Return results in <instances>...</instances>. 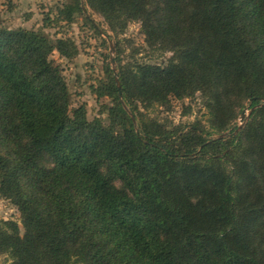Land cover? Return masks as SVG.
<instances>
[{"label": "trees", "instance_id": "1", "mask_svg": "<svg viewBox=\"0 0 264 264\" xmlns=\"http://www.w3.org/2000/svg\"><path fill=\"white\" fill-rule=\"evenodd\" d=\"M86 2L113 31L139 21L173 55L120 69L121 97L108 69L96 89L112 98L104 124L70 107L49 59L72 58V41L0 23V195L23 228L0 222V251L10 264H264V0ZM77 11L70 0L58 15ZM196 91L209 129L167 131L137 107ZM246 100L244 126L210 137Z\"/></svg>", "mask_w": 264, "mask_h": 264}, {"label": "rangeland", "instance_id": "2", "mask_svg": "<svg viewBox=\"0 0 264 264\" xmlns=\"http://www.w3.org/2000/svg\"><path fill=\"white\" fill-rule=\"evenodd\" d=\"M68 2L70 0H1L0 23L2 27L8 29L23 27L41 30L54 41L58 38L72 41L77 48V53L72 58H66L54 50L49 55V59L58 64L62 70L69 91L70 107L83 105L89 120L99 118L107 124L106 107L112 104V98L107 95L100 96L96 89L106 81L108 69L112 70L114 67L118 74L120 69L137 64L164 66L173 52L159 45H150L141 23L137 20L129 21L125 28L113 31L104 16L92 9L86 0H80L82 11L75 12L71 19L63 15L59 16V9ZM87 15L96 29L86 21ZM110 42L114 46L113 51ZM111 56L114 57L113 64L110 61ZM168 99L165 104L139 103L137 107L148 120L157 121L167 131L193 125L209 129L211 116L207 106L208 97L204 92L196 91L182 99L173 96ZM259 103L263 105L264 102ZM250 109V103L244 101L243 107L240 111L237 109L236 118L228 129L221 132L227 133L223 137H227L231 131L236 133L244 126L251 113ZM243 110L246 111L242 117ZM221 133H214L210 137L223 138L218 137ZM1 147L0 149L4 151L8 149L5 148L4 143ZM244 197L243 195L240 201ZM2 221H14L20 233L23 232L17 206L0 195V222ZM11 260L8 254L0 251V264H10Z\"/></svg>", "mask_w": 264, "mask_h": 264}, {"label": "water", "instance_id": "3", "mask_svg": "<svg viewBox=\"0 0 264 264\" xmlns=\"http://www.w3.org/2000/svg\"><path fill=\"white\" fill-rule=\"evenodd\" d=\"M110 47H111V51H113V50H114V46L112 45L111 42H110ZM110 61H111L112 64L114 63V57H113V56L110 57ZM112 71H113V74H114V79H115V82H116V87H117V89H118L119 97H121L122 93H121V89H120V82H119V79H118V74H117V72H116V70H115L114 67H112ZM261 101L264 102V98H261ZM261 105H262V103H258V104H256L254 107H259V106H261ZM123 107H124V109L128 112V114L130 115V117H131L133 123L136 124V121H135L134 115L130 112V110L127 108V106H126L125 104L123 105ZM254 107H252V108L250 109V111H251ZM245 111H246V110H243V111H242V117L245 115ZM249 113H250V112H249ZM226 134H227V133H221L220 135H218V137H223V136H225Z\"/></svg>", "mask_w": 264, "mask_h": 264}]
</instances>
